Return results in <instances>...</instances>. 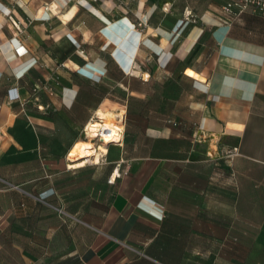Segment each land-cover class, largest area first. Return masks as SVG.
Wrapping results in <instances>:
<instances>
[{
	"label": "crops",
	"instance_id": "crops-1",
	"mask_svg": "<svg viewBox=\"0 0 264 264\" xmlns=\"http://www.w3.org/2000/svg\"><path fill=\"white\" fill-rule=\"evenodd\" d=\"M226 1L0 0L4 110L46 123L0 142V264H189L192 247L223 245L231 228L240 244L264 245V17L229 22ZM114 70L124 89L152 81L153 105L137 90L131 138L72 166L67 151L90 114L118 103L96 104L90 81L69 108L82 81L72 71L107 83ZM55 77L56 94L34 98L32 86ZM220 162L230 207L225 182L210 204Z\"/></svg>",
	"mask_w": 264,
	"mask_h": 264
},
{
	"label": "rangeland",
	"instance_id": "rangeland-1",
	"mask_svg": "<svg viewBox=\"0 0 264 264\" xmlns=\"http://www.w3.org/2000/svg\"><path fill=\"white\" fill-rule=\"evenodd\" d=\"M111 81H107V83H102L97 86V95L100 96L101 93H103L105 97L109 98L112 101L118 102L113 103L109 101L108 99H103L102 103L104 101L110 102L114 104V109L112 112L115 114V119H119L121 116H123L122 119V140L125 145V143L131 138L133 130L136 129L133 128L132 120H133V110L135 111L138 108L137 104V90H142V92H145L146 90V97H151V101L149 102V105L152 106V97H154L153 89L154 84L151 81L150 86H145L144 84H141L140 78H130L129 85L125 86V89L123 86V78L121 77V74L118 73L116 70L111 71V76H109ZM111 83V84H110ZM110 85L114 84V87L110 88ZM105 89L108 90V94L105 95ZM130 89L135 90L134 94H129ZM124 97H131L132 101L130 105H127L126 108H123L121 105L122 100ZM41 98V97H38ZM43 101H46L45 97H42ZM150 99V98H149ZM101 103V104H102ZM98 108H102L103 110H106L107 108L110 109V105L106 104ZM11 102H7L4 96V89L0 87V142L2 141H8L9 132L11 128L15 127H23V126H33L38 127L39 125H45L46 123L41 120L34 118V111L33 109H25L20 111H14V113L8 114L6 109L8 106L12 107ZM109 106V107H108ZM104 107V108H103ZM140 107V106H139ZM52 110V107L49 109V111ZM122 111V115H118L119 112ZM18 112V113H17ZM34 114V115H33ZM95 115V114H94ZM96 117V116H95ZM99 117H96L95 120L101 122ZM115 120H108L110 124H116L114 122ZM153 121V119H151ZM103 123V122H102ZM140 125H143L142 121L139 123ZM88 131V130H87ZM88 133L81 132L80 137L82 140H88L91 139V143L95 144L96 146L100 145L101 141L97 137H87ZM25 137V134H23ZM137 136V134H136ZM109 143H118L117 141H111ZM108 143V144H109ZM227 166H224L223 163H216L210 166V204L211 206H217V199H218V192L222 190L223 183L225 182V188L227 190L226 195V202L227 207H230L233 202V193H230V191H233V179L230 175L231 171H228ZM230 177V178H229ZM226 180V181H224ZM264 201V198L262 199ZM245 232L249 235V230H245ZM257 237L259 239L264 238V228L260 229L258 228L257 231ZM244 236V235H243ZM261 237V238H260ZM260 241V240H259ZM234 242V241H233ZM193 248V256L190 258L189 264H207L206 263V257L208 256L209 264H264V245H233L230 242H225L222 244H212L207 249L205 247L201 246H194ZM203 250V251H202ZM208 251V252H206Z\"/></svg>",
	"mask_w": 264,
	"mask_h": 264
},
{
	"label": "bare ground",
	"instance_id": "bare-ground-1",
	"mask_svg": "<svg viewBox=\"0 0 264 264\" xmlns=\"http://www.w3.org/2000/svg\"><path fill=\"white\" fill-rule=\"evenodd\" d=\"M186 72L189 75L198 77V75L190 69H187ZM106 104L110 105L111 108H107L106 110L97 108L95 110V116L102 119L100 120L101 122L95 121L93 123L90 122L87 124V137H96L100 133V145L96 146L95 144L91 143V139H79L73 142L67 151V157L73 161L72 166H79L84 165L87 162L97 161L99 154L106 152V146L109 142L117 141L119 143L121 141L123 116H121L118 120L115 119L117 117H115V114L112 112L115 107L114 104L104 101L101 106ZM119 114L122 115V113ZM108 120H115L114 122L116 124H110Z\"/></svg>",
	"mask_w": 264,
	"mask_h": 264
},
{
	"label": "built area",
	"instance_id": "built-area-1",
	"mask_svg": "<svg viewBox=\"0 0 264 264\" xmlns=\"http://www.w3.org/2000/svg\"><path fill=\"white\" fill-rule=\"evenodd\" d=\"M43 8L45 10H48L49 5L45 4L43 6ZM165 9H167V7H164ZM221 11L222 13L226 16V20H233L234 18L238 17L240 14L248 11L251 13H255L258 14L262 17H264V0H228L226 1L223 5H221ZM15 28L17 29V31L19 33L23 32L22 27H20L17 23H15L14 21H12ZM31 21L29 20L27 23H30ZM136 26L137 28H139L140 31H142V29L146 26V21L144 20H138L136 21ZM59 84V79L57 77L52 78V81L50 80H41L38 81L33 87H32V91L31 94L34 96V98H38L37 97V93L39 92V90L43 91L44 93H46L47 95H55L56 94V86ZM38 107L41 109L42 106L38 105ZM96 117L95 115H92L90 117V119L87 121V123L85 124L84 128H83V132L84 133H88L87 131V124L88 123H93L95 121ZM98 132V131H96ZM122 134V131H121ZM100 133L99 135H97L96 137L100 140ZM122 139V136H121ZM109 181L112 180V178L108 179Z\"/></svg>",
	"mask_w": 264,
	"mask_h": 264
},
{
	"label": "trees",
	"instance_id": "trees-1",
	"mask_svg": "<svg viewBox=\"0 0 264 264\" xmlns=\"http://www.w3.org/2000/svg\"><path fill=\"white\" fill-rule=\"evenodd\" d=\"M76 56L78 57V58H77V59H78V60H77L78 63H80V64L84 63V59H83L82 57H80V56L77 55V54H76ZM108 61H110V62H112V63L115 64V61H114L112 58H110ZM107 70H108V68H107ZM72 73H73L74 75H76L77 77H79L82 81H81V83H80V82H79V83H75V84L77 85V87H78V90H77L76 96L74 97V100H73L72 104L69 106V108L74 107L75 104L77 103V101H78V99H79V97H80V95H81V91H82V90L84 89V87H85L84 84H88V83H90V81L93 82V83H90V84H91V85H96L95 87H96V93H97V86L103 83V77H102V76H101L99 79H97V80H91V79H89V78L86 79V78H83V77L78 76L79 74H78L76 71H72ZM20 79H21V78H19V80H20ZM59 83H60V80H59ZM110 84H111V83H110ZM110 84H109V86H110L109 89H111L112 87H114V84H113V85H110ZM32 87H33V86H32ZM109 89H105V90H104V91H105V92H104L105 95L108 94V90H109ZM103 95H104L103 93H101L100 96L97 95L96 104H99V102H100L103 98H105V96H103ZM95 106H96V105H95ZM92 114H93V112L90 114V116L88 117L87 121L90 119V117L92 116ZM87 121H86V122L82 125V127H81L82 132H83V128H84L85 124L87 123ZM238 237H240L239 233H238L237 231H234L233 228H231V230H230L228 236L226 237V241H227V242H230V243L233 244V245H242V244H240L239 241L237 240ZM226 241H225V242H226ZM233 241H234V242H233Z\"/></svg>",
	"mask_w": 264,
	"mask_h": 264
}]
</instances>
